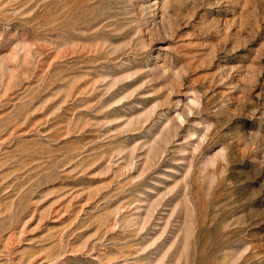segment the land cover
<instances>
[{
    "label": "rangeland",
    "instance_id": "obj_1",
    "mask_svg": "<svg viewBox=\"0 0 264 264\" xmlns=\"http://www.w3.org/2000/svg\"><path fill=\"white\" fill-rule=\"evenodd\" d=\"M0 264H264V0H0Z\"/></svg>",
    "mask_w": 264,
    "mask_h": 264
}]
</instances>
